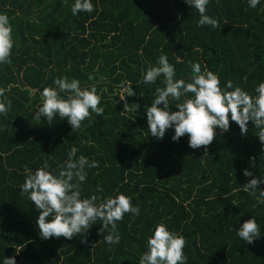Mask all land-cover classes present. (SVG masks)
<instances>
[{"label":"trees","instance_id":"1","mask_svg":"<svg viewBox=\"0 0 264 264\" xmlns=\"http://www.w3.org/2000/svg\"><path fill=\"white\" fill-rule=\"evenodd\" d=\"M91 2L92 13L74 16L75 0H0L15 40L12 62L0 64L6 97L0 100L12 105L6 117L0 114V264L13 256L17 264H139L161 222L186 238L187 264H264V205L243 190L252 178H264L259 129L249 121L244 136L230 120L227 132L216 129L207 150L190 148L187 135L174 142V128L163 139L153 138L146 109L164 78L143 82L163 54L176 69L175 79L191 82V65L199 63L202 72L219 76L222 89L230 80L257 95L255 87L264 82V0L254 9L249 0H210L206 14L219 28L197 27L200 14L185 0ZM65 76L78 79L82 89L95 86L101 96L103 116L93 113L80 130L58 115L51 124L43 116L34 119L42 90L56 88L54 80ZM126 82L136 93L125 97L133 109L128 112L119 94ZM176 103L170 98L173 112ZM73 147L77 158L99 163L85 169L82 198L123 193L140 208L139 216L128 213L117 222L118 244L105 243L110 228L101 233L100 220L86 238L81 233L45 240L39 234V211L21 192L25 167L35 172L47 161L48 170L58 174ZM244 169L253 176L245 177ZM252 218L261 235L248 244L237 232Z\"/></svg>","mask_w":264,"mask_h":264},{"label":"clouds","instance_id":"2","mask_svg":"<svg viewBox=\"0 0 264 264\" xmlns=\"http://www.w3.org/2000/svg\"><path fill=\"white\" fill-rule=\"evenodd\" d=\"M185 2L198 10L200 19L197 27L210 25L219 28V21L206 14L210 0H185ZM260 0H249V7L256 8ZM95 10L91 0H75L71 8L75 16L80 12L92 13ZM15 44L13 27L6 13H0V64H10L12 50ZM158 66L149 67L143 75L145 84H156L158 78L163 76V86L155 88V97L146 109L147 126L151 136L163 139L169 129L174 128L172 140L179 142L180 138L189 137V147L198 149L207 148L216 138V129L221 133L230 129V120L235 122L241 135L248 133V122L252 121L254 127L259 129L257 136L264 147V82L255 87L253 96L241 87H233L232 81H227L226 89L221 88L218 75L212 71L202 72L201 65H191L193 76L191 82L184 79H175L176 69L169 63L166 55H160ZM89 80L94 79L89 75ZM56 88L45 87L41 92L42 106L35 110L34 119L41 116L51 124L58 115L61 119L67 118L73 130H80L83 121L91 119L94 113L97 117L103 116L104 109L100 107L101 96L97 89L81 88L78 79L69 80L68 77H58L53 82ZM120 100L124 101V112L132 111L125 97L135 96L131 82L121 85ZM61 93H68L67 98ZM191 93L189 98L187 94ZM0 97H5V89H0ZM170 98L177 101L175 107L178 111H171ZM6 99V97H5ZM162 105V107H161ZM11 101L7 103L0 100V114L5 117L11 109ZM135 104V110H139ZM78 149L73 147L68 154L66 165L58 174L50 172L47 161L33 172L25 167V181L21 192L28 194L29 199L39 211L37 225L41 238L73 239L77 234H84L86 238L88 229L102 221L100 232L110 228L103 236L105 243L118 244L120 236L117 222L124 219L125 214L140 215L139 206H133L130 197L120 193L114 197L103 199L93 194L89 198H82L81 185L87 180L86 168L99 167L98 161L89 162L88 158L80 155ZM251 167L255 168V157H251ZM245 177H252L253 173L244 169ZM264 184V178H252L244 184V191L256 198L257 203L264 205V191H258V185ZM97 192L103 188L97 187ZM259 192V196H257ZM99 201V203H98ZM260 226L254 218L246 220L238 229L237 235L248 244L260 238ZM82 242H87L82 238ZM187 245L186 238L168 229L164 223L155 226L153 235L147 240L148 251L139 260V264H187L188 257L184 254ZM3 264H17L15 256L5 257Z\"/></svg>","mask_w":264,"mask_h":264}]
</instances>
